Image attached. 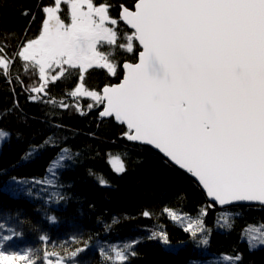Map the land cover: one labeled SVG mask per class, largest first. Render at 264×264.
Wrapping results in <instances>:
<instances>
[{"label":"trees","instance_id":"1","mask_svg":"<svg viewBox=\"0 0 264 264\" xmlns=\"http://www.w3.org/2000/svg\"><path fill=\"white\" fill-rule=\"evenodd\" d=\"M135 2L93 0L96 6L109 4L110 16L118 20L112 25L116 44L98 45L99 51L111 53L116 74L89 69L83 81L87 90L99 92L118 83L122 63L137 60L141 49L135 40L131 52L120 47L133 32L120 19L121 5L134 9ZM52 4L53 0H0V49L12 61L7 74L0 70V128L9 132L0 152V250L23 254L31 249L39 256L37 264H46L45 251L58 252L64 264H117L106 258H114L115 250L125 251L124 264H186L196 257L205 258L204 264H264V246L252 248L248 241L250 229L264 226V206L219 208L211 203L189 174L150 147L129 141L124 125L101 117L103 104L70 95L78 86L79 69L48 83L45 92L31 91L42 83L38 70L26 66L16 53L38 38L43 8ZM59 13L65 24L70 23L68 4L62 2ZM40 144L46 147L34 153L33 146ZM113 154L122 158L123 172L110 165ZM58 156L63 161L53 179L49 166ZM52 183L60 189L58 198L50 194ZM170 212H179L182 220H173ZM184 215L193 222L201 219L204 231L193 237L185 231L187 224L178 226L176 221L186 223ZM159 222L166 223L162 232L171 238L172 248L152 237ZM134 230L140 240L132 239ZM136 243L147 244L139 248ZM77 249L83 251L70 256Z\"/></svg>","mask_w":264,"mask_h":264},{"label":"snow or ice","instance_id":"2","mask_svg":"<svg viewBox=\"0 0 264 264\" xmlns=\"http://www.w3.org/2000/svg\"><path fill=\"white\" fill-rule=\"evenodd\" d=\"M63 2L70 7V23L58 14L62 0H53L43 8L38 38L16 53L43 81L31 91L45 92L48 83L79 69L78 86L70 95L104 104L100 115L126 124L128 140L159 149L220 205L264 204V0H136L134 10L121 5L120 19L134 32L120 47L131 52L135 40L142 51L138 63L123 65V81L105 86L102 94L85 88L84 73L98 67L116 74L111 53L99 51L98 45L116 44L117 31L109 25L118 20L107 3ZM2 53L0 70L7 74L12 61ZM6 135L0 131V139ZM113 163L117 172L125 170L119 158ZM170 215L182 220L175 212ZM185 231L195 237L204 231L203 221H190ZM249 232L251 247L264 246V226ZM154 235L168 243L166 233ZM106 258L117 264L127 260L124 250ZM37 259L31 249L23 254L0 250V264H37ZM44 259L46 264L64 261L56 251H45Z\"/></svg>","mask_w":264,"mask_h":264},{"label":"rangeland","instance_id":"3","mask_svg":"<svg viewBox=\"0 0 264 264\" xmlns=\"http://www.w3.org/2000/svg\"><path fill=\"white\" fill-rule=\"evenodd\" d=\"M62 2H63V0H62ZM69 9H70V7H69ZM84 10L86 11L87 10V6L85 5V8H84ZM59 15H60V13H58ZM62 19V18H61ZM109 27H113L112 25H109ZM26 75H28L27 73H26ZM42 83H43V81H42ZM96 92H98V91H96ZM98 93H100L101 94V91H99ZM0 131H3L4 133H6L7 135L6 136H4L2 139H0V152H1V149H2V146H3V143L5 142V140L6 139H8V137H9V132H7L5 129H2V128H0ZM40 147V148H39ZM46 147V145H42V144H40L39 146H33V151H34V153L37 151V149L38 150H41V149H44ZM65 150V149H64ZM74 155V153L72 152V151H70V155ZM64 158V157H63ZM116 158H119V161L120 162H122L123 163V160H122V158L120 157V156H117V155H114V156H112L111 158H109V162L112 164V167L115 169V166H114V163H113V161L116 159ZM62 156H58L57 158H54L52 161H51V163H50V166H49V171H48V174H51V175H54L53 176V179H54V177H55V174H56V171H57V169H58V167H59V164H60V162L62 163ZM123 165H124V163H123ZM124 168H125V165H124ZM40 180L43 182L44 181V179H41L40 178ZM34 183V186H37L38 184H39V186L41 187V184L40 183H38V182H33ZM50 183H47L46 184V186H48ZM59 184H60V180H59ZM26 185H29V184H26ZM45 186V187H46ZM51 190L53 191H51L50 192V194H52L53 196H56V198H58V196H59V194H58V192L60 191V189H58V188H56V186H54V183H52L51 184ZM39 191H40V188H39ZM40 196V195H39ZM177 216H180V213L178 212L177 213ZM187 218V219H186ZM185 222H187L188 223V221H191L190 220V218H189V216H186V215H184V219H183ZM187 226V225H186ZM261 226H263V224H256L255 226H254V228H261ZM254 228H252V229H254ZM249 235H251L250 233H249ZM248 241L250 242V243H252V241L250 240V237H248ZM251 245V244H250ZM166 246H167V248H172V244H166ZM200 247V246H199ZM253 248V247H252ZM64 264V263H63Z\"/></svg>","mask_w":264,"mask_h":264},{"label":"water","instance_id":"4","mask_svg":"<svg viewBox=\"0 0 264 264\" xmlns=\"http://www.w3.org/2000/svg\"><path fill=\"white\" fill-rule=\"evenodd\" d=\"M126 7V6H125ZM132 10H134V9H132ZM121 13V12H120ZM122 22L129 28V29H131V27L129 26V25H127L123 20H122ZM131 30H133V29H131ZM134 31V30H133ZM137 43H138V45H139V42L138 41H136ZM139 47H140V51H142V46H140L139 45ZM140 53V52H139ZM139 62V54H138V58H137V60L135 61V62H132V61H129V60H126V61H124L123 62V64H122V69H123V77H122V79L118 82V83H114V84H112V85H115V84H119V83H121L122 81H123V78H124V75H125V73H126V70L124 69V67H123V65L125 64V63H129V64H135V63H138ZM112 85H106V86H112ZM105 87V86H104ZM103 87V88H104ZM103 88H102V90H101V94H102V91H103ZM103 106V108H102V110H101V112L104 110V107H105V105L103 104L102 105ZM101 112H100V114H101ZM101 116V115H100ZM101 117H103V116H101ZM103 118H105V119H114V121H115V123H117V124H119V125H124L126 128H127V125L126 124H122V123H120L119 121H117L116 119H115V117L114 116H112V117H103ZM130 141V140H129ZM131 142H134V143H138V144H142V145H146V146H149V147H151L152 149H154V150H156L157 152L159 151L162 155H164L159 149H156L153 145H148V144H144V143H141V142H138V141H131ZM165 156V155H164ZM168 158V157H167ZM169 159V158H168ZM170 160V159H169ZM171 161V160H170ZM171 163H173L174 164V162H172L171 161ZM175 165V164H174ZM175 166H177V165H175ZM178 168H179V166H177ZM179 169H181V168H179ZM181 170H183L184 172H186L187 174H189L193 179H195V181L200 185V187L202 188V190L204 191V193L206 194V190L205 189H203V187H202V185L199 183V181H198V179L197 178H195V177H193L190 173H188L186 170H184V169H181ZM207 196V195H206ZM207 198H208V200L211 202V203H213V204H215V205H217L219 208H226V207H230V206H237V205H244V206H248V205H260V206H264V204H261V203H259V202H255V201H240V202H234V203H231V204H225V205H220L218 202H216V201H214L211 197H208L207 196Z\"/></svg>","mask_w":264,"mask_h":264},{"label":"bare ground","instance_id":"5","mask_svg":"<svg viewBox=\"0 0 264 264\" xmlns=\"http://www.w3.org/2000/svg\"><path fill=\"white\" fill-rule=\"evenodd\" d=\"M133 62V61H132ZM123 64V63H122ZM53 142H50V145L52 144ZM142 145V144H141ZM149 147V146H148ZM151 148V147H150ZM152 149V148H151ZM154 150V149H153ZM156 151V150H155ZM159 152V151H158ZM160 153V152H159ZM161 154V153H160ZM114 155H117V156H120L119 154H113L112 156H114ZM162 155V154H161ZM112 156H110V158L112 157ZM165 159H167L168 161H170L166 156H164V155H162ZM171 162V161H170ZM110 165L112 166V164L110 163ZM113 168V167H112ZM114 169V168H113ZM115 170V169H114ZM116 171V170H115ZM117 172V171H116ZM118 173H120V172H118ZM199 185V184H198ZM200 186V185H199ZM72 218H76V216L75 215H73V216H71ZM190 221H188V223H189ZM187 222L186 223H182V222H180V221H176V224L178 225V226H182L183 224H188ZM166 223H161V222H159V223H157V225H156V230H154V231H151V234H152V237L153 238H156V239H158L160 242H162V243H164L163 242V240L158 236V235H154V234H156V233H161L162 232V225H165ZM161 230V231H160ZM167 234V233H166ZM167 236H168V234H167ZM140 238H142V236L140 235V233L138 232V230H134L133 232H132V239H139L140 240ZM147 241H149V242H151V240H153L152 238H149V237H146L145 238ZM171 243H173L172 242V240H171V238L168 236V243L167 244H171ZM142 244H147V243H136V244H134V247H142ZM165 244V243H164ZM204 251H206V252H208V248L206 247L205 248V250ZM92 254V252L90 251V252H88V254L87 255H91ZM204 262H205V258H193V259H191V261H189V262H187L186 264H204Z\"/></svg>","mask_w":264,"mask_h":264}]
</instances>
